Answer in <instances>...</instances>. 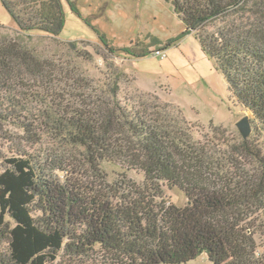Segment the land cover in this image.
Segmentation results:
<instances>
[{"label":"trees","instance_id":"1","mask_svg":"<svg viewBox=\"0 0 264 264\" xmlns=\"http://www.w3.org/2000/svg\"><path fill=\"white\" fill-rule=\"evenodd\" d=\"M162 1L250 113L263 146L242 140L231 153L263 180L264 0ZM0 2L16 25L0 26V264H187L200 255L209 264H264V230L239 212L248 199L264 208V189L252 194L261 183L244 179L241 166L219 173L212 151L186 144L185 119V127L167 124L159 112L168 105L127 90L135 78L114 60L148 51L115 48L101 35L62 40V0ZM106 163L123 171L113 184ZM173 188L185 205L172 202Z\"/></svg>","mask_w":264,"mask_h":264},{"label":"rangeland","instance_id":"2","mask_svg":"<svg viewBox=\"0 0 264 264\" xmlns=\"http://www.w3.org/2000/svg\"><path fill=\"white\" fill-rule=\"evenodd\" d=\"M62 6L65 22L60 34L62 40L98 43L101 35L115 48H128L134 54L148 51L144 57L126 59L120 53L121 58L114 60L125 73L135 78L134 83L125 84L127 90L151 93L158 98L162 107L168 105L173 108L171 111L167 107L166 110L161 108L159 116L167 124L170 121L176 123V128L181 127L182 118L187 126L191 125L190 131L193 133L188 130L183 132L186 144L200 146L207 153L212 151L214 156L210 162L219 173L233 174V166H241L244 179L249 177L255 184L261 183L260 188L255 187L252 194L261 193L264 179L258 180L247 158L231 153V146L240 144L242 140H248L253 148L263 146L260 136L252 132V128L250 135L244 139L236 127L239 120L251 115L230 97L222 74L202 52L196 36L193 33L185 34V26L170 3L162 0H62ZM0 26L12 31L16 26L1 2ZM45 44L63 47L48 39L44 41ZM159 45H164L166 58L163 60L152 57L153 50ZM216 127H220L221 131L211 133ZM214 135L219 139H212ZM217 140L221 145L214 148ZM45 142L49 144L50 139H45ZM19 144L24 147L21 140ZM44 146L32 150L36 149L38 153ZM76 155L79 156L78 153ZM110 164L106 163L103 170L109 174V182H116L121 179L123 171ZM126 174L131 183L141 184L142 178L137 173ZM204 177L209 175L204 174ZM209 181L212 185L221 184L219 177L211 176ZM111 182L109 184H113ZM166 193L172 202L180 206L187 203L183 193L175 188L166 190ZM239 210L246 221L264 230V208H261V203L248 199V203L242 204ZM187 264L209 262L206 255H200Z\"/></svg>","mask_w":264,"mask_h":264},{"label":"water","instance_id":"3","mask_svg":"<svg viewBox=\"0 0 264 264\" xmlns=\"http://www.w3.org/2000/svg\"><path fill=\"white\" fill-rule=\"evenodd\" d=\"M236 127H237L239 133L241 134V136L244 139H247V137L251 133V126H250L249 117L248 116H244L241 120H239L236 123Z\"/></svg>","mask_w":264,"mask_h":264},{"label":"built area","instance_id":"4","mask_svg":"<svg viewBox=\"0 0 264 264\" xmlns=\"http://www.w3.org/2000/svg\"><path fill=\"white\" fill-rule=\"evenodd\" d=\"M152 55H153L152 57L159 58L161 60L166 58V54L164 50H159V49L153 50Z\"/></svg>","mask_w":264,"mask_h":264},{"label":"crops","instance_id":"5","mask_svg":"<svg viewBox=\"0 0 264 264\" xmlns=\"http://www.w3.org/2000/svg\"><path fill=\"white\" fill-rule=\"evenodd\" d=\"M156 49H162V47H157ZM156 49H154V50H156ZM163 50V49H162Z\"/></svg>","mask_w":264,"mask_h":264}]
</instances>
